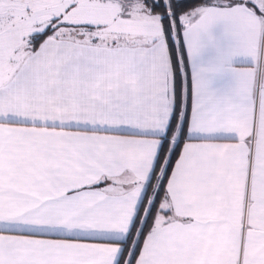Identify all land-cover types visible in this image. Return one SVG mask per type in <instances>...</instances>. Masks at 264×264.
I'll list each match as a JSON object with an SVG mask.
<instances>
[{
  "label": "snow or ice",
  "instance_id": "snow-or-ice-1",
  "mask_svg": "<svg viewBox=\"0 0 264 264\" xmlns=\"http://www.w3.org/2000/svg\"><path fill=\"white\" fill-rule=\"evenodd\" d=\"M0 264H264V0H0Z\"/></svg>",
  "mask_w": 264,
  "mask_h": 264
}]
</instances>
